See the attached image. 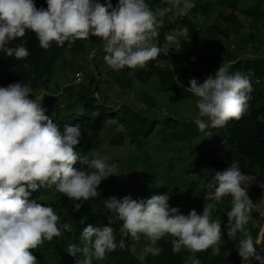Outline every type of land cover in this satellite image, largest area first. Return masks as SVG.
Segmentation results:
<instances>
[{
  "label": "clouds",
  "instance_id": "clouds-1",
  "mask_svg": "<svg viewBox=\"0 0 264 264\" xmlns=\"http://www.w3.org/2000/svg\"><path fill=\"white\" fill-rule=\"evenodd\" d=\"M46 4V8H38L35 0H0V54L27 59L30 51L22 38L29 32L44 50L53 42L63 47L66 42L96 37L102 41L103 60L109 69H143L162 53L167 55L181 38L189 39L187 27L172 28L160 45L158 29L164 18L185 17L195 8L194 0H160L156 6L147 0H118L115 6L112 0H46ZM17 40L21 42L14 44ZM175 82L184 87L178 77ZM188 84L185 91L196 98L198 109L193 123L201 132L222 128L249 114L252 85L239 71L230 72L220 65L203 83L192 78ZM46 111L31 83L0 87V264H39L29 249L71 231L70 224H60L51 205L30 200L32 192L54 187L79 212L84 202L98 198L104 180L121 175L117 163L95 153L91 159L82 156L77 150L81 127L65 125L61 130ZM257 119L264 123V115ZM77 162L79 169L74 167ZM254 179L242 172L239 161L216 171L206 184V199L215 203H208L200 214L195 209L181 214L178 207H170L167 194L146 199L109 197L104 200L111 214L108 225H87L80 233L83 246L70 243L66 252L75 258V264H94L117 248L125 249L127 237L137 242L143 238L147 241L143 253L156 257L163 251L158 242L171 237L173 253H189L184 264H202L195 254L209 249L212 256L226 258L230 250L221 251L223 222L212 217L216 205L230 197L225 228L228 237L238 241L241 264H264V252L257 251L264 239L254 240L247 228L253 208L248 189ZM113 220L121 224L119 241ZM78 254L83 258L77 259Z\"/></svg>",
  "mask_w": 264,
  "mask_h": 264
},
{
  "label": "trees",
  "instance_id": "trees-1",
  "mask_svg": "<svg viewBox=\"0 0 264 264\" xmlns=\"http://www.w3.org/2000/svg\"><path fill=\"white\" fill-rule=\"evenodd\" d=\"M101 2L103 3V0ZM35 3L38 8L47 7L46 0H35ZM194 3L195 8L188 15L174 20L165 17L162 27L158 29L160 45L164 44L165 32L177 27L188 28V40L181 38L178 43L171 45L167 55L162 53L143 69L125 68L119 72L109 71L111 78L124 90L131 89L134 83L144 87L139 93L140 101L144 104L143 112H139L127 103L112 105L108 96H103V99L96 97L95 93L100 90V87L93 74L86 75L84 84H70L65 87V93H69L70 96L76 93L75 101H70V104L66 106L57 104L53 111L44 107L47 110L46 115L61 130L65 125L81 127L82 138L77 149L82 156L86 155L89 159L92 158L93 150L90 138L99 139L109 127L119 126L118 131L115 133L112 131L110 142L114 146H122L126 139H130L131 144L143 148L145 157H135V160L139 162L142 173L148 180L145 188L146 192L150 193L149 198L153 195L167 194L170 207H178L184 215L192 209L200 214L208 203H215L206 199V184L216 171L226 170L233 161H239L242 172L255 178L248 189L253 205L257 202L255 197L264 194V188L260 187L264 184V123L257 119L258 116L264 115V87L254 81L255 79H258V82L264 80V37L262 38L259 33L264 30V0H194ZM152 4L159 5L160 0H152ZM241 16L250 20L251 30L246 33L240 43H229L231 37L239 36L243 31ZM22 39L27 40L26 47L30 51V56L25 60H16L0 54V87L23 81L31 83L34 95L37 91L50 86L56 64L67 49H70L77 57L86 52L88 41V39L77 40L74 44L66 42L63 47H57L53 42L50 49L44 50L39 46L33 33H27ZM20 42L17 40L14 44ZM244 49H249V53L244 54ZM69 64L71 65L72 62ZM220 65L228 67L230 72L239 71L249 78L252 85L249 114L239 121L228 122L222 128H209L204 132L198 130L193 123L194 119H189L184 114L180 117L174 113L175 108L165 113L162 111L160 116L155 115V112H159L163 105L158 101L159 95H156L158 88L160 97L165 95L169 106L175 104L178 110V104L191 101L198 111L196 98L185 91L186 87H179L175 77L178 75L184 77L185 73L192 71L202 77L205 69L219 68ZM151 86H155L156 89ZM146 140H157L166 153L179 159L190 157L193 161V169L201 174L202 185L198 188L190 186L187 189L184 185L187 182L178 180V174L188 164L189 158L182 161L185 164L180 165L178 169L170 167L174 178L165 181L161 176V162L143 146ZM185 148L189 151L188 156L184 155ZM108 161L117 163L118 166L120 164L119 158ZM74 167L79 169V162ZM114 178L115 176H111L101 183L98 198L84 202L83 206L87 208V211L83 223L71 228L70 232L65 231L60 238L54 237L52 241H44L37 249H29L36 256L39 264H75V258L66 252L67 245L74 243L82 247L80 233L89 224L108 225L111 214L105 208L104 200L112 196L119 199L131 195L130 187L116 183ZM180 185L186 188L184 206L179 203L182 197L175 193ZM50 193L51 188H41L39 191L32 192L29 199L51 205L61 217L63 206L60 207L59 201L56 204L43 201V197ZM65 198L68 204L70 200L64 195L61 200ZM230 207L231 198H224L222 203L216 205V211L212 217L214 220L221 219L223 222L221 251L223 253L230 250V255L226 258L223 254L212 256L211 249L196 253L202 264H241L236 247L238 241L231 240L225 228L226 212L230 211ZM60 224L63 225L64 222L60 220ZM112 226L116 230V239L119 241L121 224L113 220ZM247 228L254 240L264 239V211L253 207ZM170 240L171 237H165L158 242V246L163 249L159 256L153 257L147 254L146 258H142L135 250V245L140 243L146 246L147 241L142 238L137 242L125 237V249L117 248L109 253V258L94 261V264H184L189 253L187 250H182L178 254L173 253ZM55 242H61V246L55 250L56 253L49 251ZM257 251L264 252V240L257 246ZM82 258L78 254L77 259Z\"/></svg>",
  "mask_w": 264,
  "mask_h": 264
},
{
  "label": "rangeland",
  "instance_id": "rangeland-1",
  "mask_svg": "<svg viewBox=\"0 0 264 264\" xmlns=\"http://www.w3.org/2000/svg\"><path fill=\"white\" fill-rule=\"evenodd\" d=\"M118 2V0H112L113 5ZM150 6H153L152 0H147ZM243 22V31L239 36H233L229 39V43H240L245 37L246 33L251 30L249 23L250 20L241 16ZM260 36L264 37V30H261ZM249 53V49H244V54ZM104 52H103V44L99 38L91 37L87 41V50L86 52L81 53L77 57L71 52L70 49H67L65 54L59 58L54 75L52 77V81L48 88H43L37 91V96L42 98V105L46 109L53 111L57 104L61 106H66L70 104V101H75L76 93H73V96H70L69 93H65V87L73 84V85H81L86 83V75L93 74L96 78L98 86L100 90L95 93L96 97L103 99V96H108L110 98V103L112 105L127 103L134 107L139 112H143L144 104L140 101L139 93L142 91V86L134 83L131 89L124 90L118 83H116L113 78L110 76V70L108 66L104 63L103 60ZM72 62L70 65L69 63ZM225 66V65H224ZM226 67V66H225ZM218 68H208L202 72V77L196 75V72L192 71L190 73H185L183 76H177L179 81L183 83L184 86L188 87L189 80L192 78H196L200 83L208 77L209 75H214ZM82 72L81 81L76 80V73ZM132 73L130 72V75ZM256 83H259L262 87H264V80L259 81L258 79L254 80ZM149 87V86H148ZM155 88V86H151ZM77 90V87L74 89ZM156 95H159V103H162V99H165V95L161 98V93L159 88L156 89ZM75 97V98H74ZM71 98V100H70ZM74 98V99H72ZM166 100V99H165ZM164 100V101H165ZM187 105V109L190 114L188 117L194 119L195 115H198V111H196L193 103L191 101L185 102ZM174 113L179 114L177 110V106L175 104L172 105H164L162 106V111H170L174 109ZM162 114L161 111L155 112L156 116H160ZM194 114V115H193ZM196 118V117H195ZM120 127L108 128L106 129L99 139L90 138L91 143L93 144V150L91 152L92 158L93 153H95L100 158H104L107 160L119 158L120 164L118 166V171L120 172V176H115L114 180L116 183H120L125 185L126 187H130L131 195L133 199L137 198H149V191L146 192V185L148 180L144 177L142 173V167L139 165V162L135 160V157H145L142 150L143 148H138L136 145L130 143V139H126L122 146H114L111 144L110 139L115 131H118ZM113 131V132H112ZM144 148H147L150 154H152L156 159L161 162V170H162V178L165 181L171 180L174 178V173L171 171L170 167H174L178 169L181 166H184L185 160L190 159V157H174L172 154L166 153V151L162 148V145L157 140H146L144 143ZM80 149V148H79ZM78 150V149H77ZM187 149L185 148L184 152ZM80 151V150H78ZM185 156L189 155V151H186ZM193 161L188 160V164L183 168V170L178 174V180L180 182L186 181L187 184H184L188 189L190 186L198 188L202 185L201 174L197 170L192 167ZM176 174V173H175ZM158 188V186H157ZM186 188L184 186H178L175 190V193L182 197L179 201L181 205H185V192ZM63 195L55 191V188H51V193L47 196L43 197V201L56 204L59 201L60 207L62 208L61 221L64 223H68L71 225V228L75 227L83 223L85 212L87 208L84 206L81 207L79 212L73 211V202L70 201L68 204L65 200H61ZM256 205H253L254 209H261L264 211V194H259L256 197ZM61 246V242H55L49 249V251H54L56 253V249ZM145 246L143 244H136L135 250L141 255L142 258H146L147 255L143 253V248ZM31 252V251H30ZM54 255V254H53ZM52 257V256H51ZM53 258V257H52ZM109 258V253L103 260ZM51 264V263H49Z\"/></svg>",
  "mask_w": 264,
  "mask_h": 264
},
{
  "label": "crops",
  "instance_id": "crops-1",
  "mask_svg": "<svg viewBox=\"0 0 264 264\" xmlns=\"http://www.w3.org/2000/svg\"><path fill=\"white\" fill-rule=\"evenodd\" d=\"M179 76V75H178ZM184 87H186V86H184ZM187 88V87H186ZM165 100V99H164ZM163 103V107H164V105L166 106H168V102H167V100H165V101H163L162 102ZM123 104V103H122ZM134 108V107H133ZM162 110L163 109H161L160 111L162 112ZM188 111H190L189 109H187V105L185 104V103H180V104H178V113H180V114H178V116H182L183 114H184V116H186L187 118H189V119H191L190 117H188V114H190ZM163 113H165V111H163ZM194 115V114H193ZM195 117H197V115H195ZM195 117H194V119H195Z\"/></svg>",
  "mask_w": 264,
  "mask_h": 264
},
{
  "label": "built area",
  "instance_id": "built-area-1",
  "mask_svg": "<svg viewBox=\"0 0 264 264\" xmlns=\"http://www.w3.org/2000/svg\"><path fill=\"white\" fill-rule=\"evenodd\" d=\"M81 78H82V72H77L76 73V80L80 82Z\"/></svg>",
  "mask_w": 264,
  "mask_h": 264
}]
</instances>
